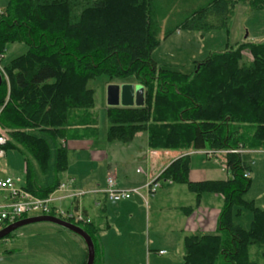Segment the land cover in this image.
Here are the masks:
<instances>
[{"label": "trees", "instance_id": "trees-1", "mask_svg": "<svg viewBox=\"0 0 264 264\" xmlns=\"http://www.w3.org/2000/svg\"><path fill=\"white\" fill-rule=\"evenodd\" d=\"M236 5L264 11V0H205L176 14L158 0H9L0 13V63L9 42L25 43L28 50L1 64L0 131L5 151L16 149L25 160L23 187L48 196L68 168L65 142L96 132L91 79L140 84L142 105L106 108L108 140L128 142L146 130L149 148L183 152L157 180L185 184L197 198L203 192L223 195L216 229L183 237V264H260L264 209L244 194L253 153L264 149V39L227 41L224 49L193 60L191 73L152 57L175 30L229 32ZM244 50L250 59L243 58ZM192 151L218 157L232 176L191 181ZM245 208L252 211L248 227L234 220ZM67 220L90 235L93 264H99L96 224Z\"/></svg>", "mask_w": 264, "mask_h": 264}, {"label": "rangeland", "instance_id": "rangeland-1", "mask_svg": "<svg viewBox=\"0 0 264 264\" xmlns=\"http://www.w3.org/2000/svg\"><path fill=\"white\" fill-rule=\"evenodd\" d=\"M161 4L171 5L170 11L173 14L178 12L188 13L191 8L205 2V0H158ZM9 0H0V9L4 10ZM230 31L224 29H214L206 33L195 30L179 29L172 32L167 38L155 47L152 57L165 66L179 67L182 72L191 73L194 69L193 60L201 59L210 51H220L224 49L227 41L234 44L237 41L258 42L264 39V11H244L240 5L233 9ZM166 24V20L163 24ZM162 32V31H161ZM28 46L19 41L6 44L2 65L8 64L16 56L25 53ZM243 58L250 59L251 55L247 50L243 51ZM104 76H98L89 81V86L95 90V104L93 112L97 118V129L93 135L92 142L84 140H70L68 149L70 152L75 148V154L69 153V166L65 173L76 177L77 181L82 178L103 180L106 178L107 169L122 172L124 169L132 168L137 172L146 169L144 154L147 149L148 133L146 130H139L132 135L128 142L119 140H108V119L106 108L107 84ZM143 149V152L141 150ZM99 155L107 156V162L98 159ZM91 156V160L87 159ZM218 157H207L200 153L191 154L190 168L202 175L209 177L223 178L231 176V172L218 161ZM252 170L250 172L251 183L244 198L251 201L256 206H264V152L252 156ZM109 163V165H107ZM123 166V167H122ZM142 169H141V168ZM88 172L86 176V171ZM113 172V171H112ZM80 174H83L79 176ZM9 176L13 178L17 185L25 186L26 163L23 156L13 148L6 149L5 157L0 161V178ZM171 181L158 180V186L154 192H148L141 187V193L145 197L155 196L157 201L147 214L159 217L164 220L177 221L181 218V213H177L172 208L166 210L167 205L182 201L184 204L193 203L195 194L190 192L185 184L173 183ZM171 187V188H169ZM87 193L86 199L89 196ZM83 197V196H82ZM85 199V200H86ZM154 199V198H153ZM196 200V197H195ZM70 199L56 202V205L64 210L75 212ZM213 206V204H212ZM162 207V209H160ZM40 211L28 212V217L40 215ZM205 214V213H204ZM155 215V216H154ZM235 221L240 222L244 227H248L252 218V211L244 210L243 214L235 215ZM49 222H35L21 226L9 235L0 239V264H77L76 260L84 259V251L77 244L76 239H80L76 233ZM57 229H61L59 232ZM159 234L163 237L156 238L157 243L164 244L166 230L158 226ZM112 235V233L110 234ZM111 238V237H110ZM112 240V239H111ZM112 242H114L112 240ZM81 248V249H80ZM167 253L160 256L156 253H141L137 246L128 250H109L115 255H108L109 264H183L181 254H175L167 249ZM125 252V254H123ZM81 262V261H80ZM264 264V259L259 260ZM80 264V263H79Z\"/></svg>", "mask_w": 264, "mask_h": 264}, {"label": "crops", "instance_id": "crops-1", "mask_svg": "<svg viewBox=\"0 0 264 264\" xmlns=\"http://www.w3.org/2000/svg\"><path fill=\"white\" fill-rule=\"evenodd\" d=\"M87 132L89 134H83L81 132V135L78 134L80 136L72 138L71 140H84L92 142V132ZM68 142H70V140L65 142L67 148ZM71 152L75 154V148H73ZM71 152L68 149V161L69 153ZM141 152H143V149L141 150ZM201 152L202 151H192L190 153L203 154ZM262 152H264V149L258 150L253 154L256 155ZM181 154H183V152L179 150H153L147 145L144 157L148 163L146 164L147 167L145 170L137 172L136 170L129 168L124 169L122 172L119 173L116 170H112L111 167H108V173L106 177L108 175L113 176L115 178L116 185L119 188L144 187V185L150 180L157 178L158 175L162 172V170H164V168L167 167L174 159L181 156ZM98 159H101L102 161L106 160L107 162L108 158L107 156L103 157L102 155H99ZM217 159L220 162L219 158ZM90 160L91 156H89L87 161ZM221 164L225 167L223 163ZM107 165H109V163H107ZM225 169L228 170L226 167ZM90 171L91 170L86 171V176L87 174H89L88 172ZM250 172L248 174L249 178L251 175ZM81 175L83 174H80L79 176ZM188 175L191 181H202L215 179H229L232 176V173L231 176L226 175L223 178L209 177L207 175H202L196 170L190 168ZM88 177L91 176H87V179L82 178V181L78 182L75 176L64 173L63 181H66L67 179H73V183L76 187L85 190L101 189L104 187L106 179L105 177L103 178V180L100 181L96 179L90 180V178L88 179ZM170 184L171 185L169 186H172L173 183L171 182ZM88 195L89 196L87 197V199L86 195L81 197L78 201L75 200L71 203L73 204L74 209H80L83 214L87 218H89V220L93 221L97 226L95 242L96 251L99 255V264L110 263L107 256L110 254L115 255L116 253H110L109 250L120 249L124 251L132 248L133 246H137L141 253L145 252L146 255L151 252L162 256L167 253V249H170L173 251V253L181 254V256L183 257V237L186 234L197 230L204 232H213L216 229L217 218L224 202L223 195L219 193L203 192L198 198L195 194L193 203L191 204H184L182 201H178L177 203L175 202V204L173 205L166 206V210L172 208V210H174L175 212L181 213V218L179 220L169 221L159 218L157 216L153 217L147 214V212H145V210L149 212L152 208H154V203L158 200L156 195L153 197L144 196V198L140 195H133L129 199L120 200L118 202L108 200L105 195L100 192ZM251 201L254 202V199H251ZM259 208L264 209V206H260ZM160 209H162V207ZM190 209L191 211L189 212ZM158 226H161L167 232V234H165L166 236H164V244L157 243L155 241L158 237L157 235L159 234ZM61 229L57 230L59 232H62ZM111 233L112 235H110ZM159 237L161 238L163 236L159 234ZM111 239L114 242H112ZM75 241L81 246L82 250L85 253V243H83L80 239H76ZM159 251L165 252L159 253ZM123 254H125V252H123ZM81 257L82 255H80V258L76 260L77 264L82 263L83 260H81ZM140 264H142V261Z\"/></svg>", "mask_w": 264, "mask_h": 264}, {"label": "built area", "instance_id": "built-area-1", "mask_svg": "<svg viewBox=\"0 0 264 264\" xmlns=\"http://www.w3.org/2000/svg\"><path fill=\"white\" fill-rule=\"evenodd\" d=\"M2 10L0 9V13ZM0 71L3 67L0 63ZM6 137L0 131V161L5 157L6 151L4 145ZM211 154V151H210ZM247 175V174H245ZM73 179L62 181L48 196L38 197L29 192L23 186L17 185L16 181L9 177L0 178V229L6 225L13 223L21 218L27 217L30 211H40L41 214H51L60 218L72 219L75 222L90 221L80 209H75V212L64 210L56 205V202L70 199L78 201L87 193H103L105 197L113 202L129 199L133 195H140L141 187L119 188L116 185L115 178L108 175L105 179V185L101 189L85 190L74 185ZM158 186L157 178L150 180L144 185L148 192H154ZM69 221V220H67ZM71 222V221H70ZM73 223V222H72ZM165 251H159L164 253Z\"/></svg>", "mask_w": 264, "mask_h": 264}, {"label": "water", "instance_id": "water-1", "mask_svg": "<svg viewBox=\"0 0 264 264\" xmlns=\"http://www.w3.org/2000/svg\"><path fill=\"white\" fill-rule=\"evenodd\" d=\"M0 74V83H1ZM144 102V89L140 84L122 83V84H108L107 86V103L110 106H140ZM35 222H49L58 226L64 227L77 235H79L87 250L85 264H93L95 250L92 238L90 235L79 225L70 221L64 220L58 216L51 214H40L37 216L24 217L13 223H10L0 229V239L9 235L15 229Z\"/></svg>", "mask_w": 264, "mask_h": 264}]
</instances>
